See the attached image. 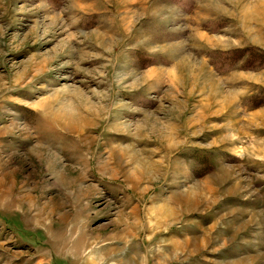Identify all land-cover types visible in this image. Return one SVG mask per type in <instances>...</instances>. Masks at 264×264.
I'll list each match as a JSON object with an SVG mask.
<instances>
[{"label":"rangeland","instance_id":"374dc122","mask_svg":"<svg viewBox=\"0 0 264 264\" xmlns=\"http://www.w3.org/2000/svg\"><path fill=\"white\" fill-rule=\"evenodd\" d=\"M0 264H264V0H0Z\"/></svg>","mask_w":264,"mask_h":264}]
</instances>
